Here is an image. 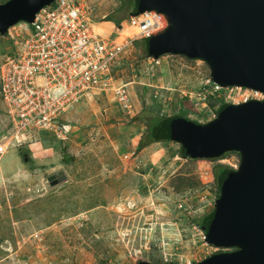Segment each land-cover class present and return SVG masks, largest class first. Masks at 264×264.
<instances>
[{"label":"rangeland","instance_id":"obj_1","mask_svg":"<svg viewBox=\"0 0 264 264\" xmlns=\"http://www.w3.org/2000/svg\"><path fill=\"white\" fill-rule=\"evenodd\" d=\"M84 1L97 24L110 22L106 17L122 4V0ZM133 8H126V13L130 15ZM111 25L108 38L124 35L116 33L121 25ZM132 33V28L125 30ZM135 41L111 71L117 84L133 82L126 87L132 104L129 114L119 109L113 96L96 93L62 115L72 126L65 139L53 132L39 134L52 143L51 157L65 153L69 178L49 185L48 176L63 167L57 164L53 167L60 168L44 177L35 174L26 179L18 174L15 178L8 171L0 172L4 174L0 264H194L223 250L205 241L200 225L214 211L220 194L218 168L237 169L239 154L230 152L217 160L185 159L181 145L173 141H164V151L158 149L160 143L154 153L139 154L136 141L147 127L131 118L183 114L206 123L217 116L222 103L264 95L234 86L205 104L195 93L191 99L184 97L183 91L195 92L210 74L208 65L174 54L155 64L147 58V41ZM6 44L0 38V58ZM8 124V119L0 121V137ZM20 148L21 155L28 153Z\"/></svg>","mask_w":264,"mask_h":264},{"label":"water","instance_id":"obj_2","mask_svg":"<svg viewBox=\"0 0 264 264\" xmlns=\"http://www.w3.org/2000/svg\"><path fill=\"white\" fill-rule=\"evenodd\" d=\"M52 1L0 3V34L19 21L32 22ZM146 11L167 20L165 29L146 39L148 57L200 59L220 86L264 95V0H137L130 15ZM170 139L181 145L185 159L240 156L239 167L219 182L209 223L201 225L205 241L223 250L194 264H264V98L228 103L206 123L182 118L170 126ZM64 179L58 173L48 182Z\"/></svg>","mask_w":264,"mask_h":264},{"label":"built area","instance_id":"obj_3","mask_svg":"<svg viewBox=\"0 0 264 264\" xmlns=\"http://www.w3.org/2000/svg\"><path fill=\"white\" fill-rule=\"evenodd\" d=\"M90 14L84 0H53L32 22L19 21L0 34L7 43L0 58V98L9 123L0 137V154L44 131L65 139L71 125L62 115L92 94L111 95L122 112L130 113L126 86L116 83L112 67L136 39L165 29L166 17L156 11L129 15L116 32L124 35L112 39L94 29ZM127 28L134 33L125 34ZM147 58L155 64L160 60ZM227 89L209 74L195 92L182 96L191 99L195 93L205 104Z\"/></svg>","mask_w":264,"mask_h":264},{"label":"crops","instance_id":"obj_4","mask_svg":"<svg viewBox=\"0 0 264 264\" xmlns=\"http://www.w3.org/2000/svg\"><path fill=\"white\" fill-rule=\"evenodd\" d=\"M110 23L114 24L113 22H110ZM77 105L78 104H76L73 107H77ZM0 107H3L1 98H0ZM4 119L7 120V115H6V112L3 110V112H0V121H3ZM139 140L140 138L137 139L136 144H138ZM160 143L163 144L162 148L163 147L165 148L164 145L167 142L153 143L145 147L144 149H142L139 152V154L144 152V150H150V152L154 150L152 151V153H154L155 146L156 145L160 146ZM50 145H52V143L48 140V138L41 139V137H37L35 141H32L30 143L27 142L26 144L22 146L9 147L5 153L0 154V172L3 173L4 171H8V175L12 174V176L15 178L19 174V176H24L26 179H28V178H32V176H34L35 174L39 176L42 175L44 177L45 174H50L51 172H55L53 170H55L56 168H60L59 166L61 165L63 167H61L62 169H60L58 173H61L62 175L65 176V179L63 180L65 181L67 178H69L68 168H66V163L62 161V154H59L58 157L56 153H54L53 157L50 156V154H52L51 152L54 151L50 147ZM20 147H23L24 150L27 149L28 151L27 154L29 153L31 154L29 159H28V156H26V158L22 157V155L26 153H23L21 155ZM162 148L158 147V149H161L164 151V148L163 149ZM157 153L159 152L156 151L155 154ZM26 159H28V161H26ZM53 164H57L59 166L53 167L54 166ZM42 166L45 167L44 170L42 169ZM3 177H4V174H1L0 180H2ZM5 177L6 179L7 178L9 179L8 176H5ZM49 177L50 176H48V178ZM46 188L47 187H45V189Z\"/></svg>","mask_w":264,"mask_h":264},{"label":"trees","instance_id":"obj_5","mask_svg":"<svg viewBox=\"0 0 264 264\" xmlns=\"http://www.w3.org/2000/svg\"><path fill=\"white\" fill-rule=\"evenodd\" d=\"M121 7L117 11V13H112L106 17V21L113 22L116 26L120 25V23L127 19L129 14L126 13V8L133 6L134 10L137 4V0H122L121 1ZM144 40V39H142ZM136 42V41H135ZM148 56V55H147ZM184 99V98H183ZM227 103H222L218 109L217 113L226 106ZM143 112V111H142ZM184 118L182 115H173V116H159V115H148V117H144L143 115H135L131 118L133 122H139L144 124L147 127L146 132L142 135L140 138L137 146H136V152H140L145 147L149 146L153 143H159L164 141H171L170 139V126L175 123L176 121ZM183 154V148L180 147ZM230 152L225 153L223 156L219 158L209 159V160H217V159H223L226 155H228ZM183 156V155H182ZM25 160V159H23ZM28 161V159H26ZM62 161L64 163L68 162L67 156L65 153L62 154ZM232 170L231 167H219L216 172V178L218 180V185L222 177ZM213 213V212H212ZM212 213L210 215H207L204 217L202 225H207L210 221V218L212 216ZM201 226V225H200ZM148 264V263H144Z\"/></svg>","mask_w":264,"mask_h":264},{"label":"bare ground","instance_id":"obj_6","mask_svg":"<svg viewBox=\"0 0 264 264\" xmlns=\"http://www.w3.org/2000/svg\"><path fill=\"white\" fill-rule=\"evenodd\" d=\"M99 1H101V0H92L91 2H99ZM93 26H94V29L96 31L100 30L102 32H105L106 34H109V33L112 32L110 30L111 27H112V25L110 24V22H102L100 24H97L95 21H93ZM100 31H98V32H100ZM131 85H133V82H129V83L125 84L126 87H129Z\"/></svg>","mask_w":264,"mask_h":264}]
</instances>
